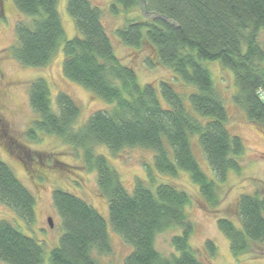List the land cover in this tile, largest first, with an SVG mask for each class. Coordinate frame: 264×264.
<instances>
[{
	"label": "trees",
	"instance_id": "obj_1",
	"mask_svg": "<svg viewBox=\"0 0 264 264\" xmlns=\"http://www.w3.org/2000/svg\"><path fill=\"white\" fill-rule=\"evenodd\" d=\"M10 1L20 15L33 18L31 27L16 24V45L9 49L12 58L26 68H44L61 48L63 77L114 105L93 113L74 131L78 106L64 93L56 95L54 106L47 82L36 79L28 90V104L37 120L27 138L37 139V131L81 149L84 168L95 172L97 191L106 200L112 231L131 248L124 264H203L190 246L194 226L186 213L187 193L171 182L156 183L150 170L148 186L137 179L128 193L95 150L105 147L111 156L124 149L150 150L157 175L173 179L187 173L204 202L215 209L217 185L225 184L229 173L240 174L245 146L230 134L224 101L202 63H218L233 73L237 88L233 104L264 131V0H108L115 16L138 12L115 30L118 41L134 52L149 51L144 64L164 67L172 74L173 81L146 85L139 84L133 67L115 56L100 7L88 0H67L66 11L77 35L66 40L58 0ZM3 20L0 5V23ZM178 81L189 90L195 116L186 109L187 93L182 97L173 87ZM0 136L4 137L1 131ZM193 136L215 182L204 175L192 153ZM54 167L67 171L60 161ZM51 203L62 235L49 254L50 264H99L96 256L111 253L106 223L90 205L59 188L53 189ZM237 204L238 227L218 220L235 257L264 242V198L241 196ZM0 205L26 225L34 222L35 198L1 160ZM167 232L173 233L171 253L164 255L157 250L156 239ZM204 247L208 255L215 254L212 242ZM44 260V249L35 239L0 221V263L43 264Z\"/></svg>",
	"mask_w": 264,
	"mask_h": 264
},
{
	"label": "rangeland",
	"instance_id": "obj_2",
	"mask_svg": "<svg viewBox=\"0 0 264 264\" xmlns=\"http://www.w3.org/2000/svg\"><path fill=\"white\" fill-rule=\"evenodd\" d=\"M102 9V23L108 33L114 54L124 65L134 68L140 85L158 84L159 81H173L172 74L164 67L156 65L149 68L144 64L151 54L149 51L134 52L125 48L117 39L115 30L138 15L137 11L113 15L110 12L111 2L108 0H88ZM67 0H58V13L65 32L66 40L76 37L74 24L66 11ZM4 20L0 23V71L4 76V85L0 93V112L6 127L4 137L0 136V160L13 172L20 183L35 198V219L30 225L19 220L9 209L0 205V221L9 222L27 237L35 239L44 249V263H49L50 252L58 247L62 235L61 221L51 203L53 189L59 188L70 193L90 205L104 219L111 245V253L96 256L99 264H124L131 248L115 234L110 225L106 200L97 191L95 172L84 168L81 149H74L53 136L42 135L35 131L34 141L26 136L32 129L37 116L28 104V90L36 79L47 82L50 98L55 106L58 93L69 96L78 106L80 115L74 131L82 127L88 118L97 111H109L114 105L95 97L83 87L67 81L62 75V50L57 51L52 61L44 68L33 69L19 65L12 57L9 49L16 45L15 26L18 22L31 27L33 18L20 15L10 0H1ZM211 73L215 87L220 92L228 114V130L232 136L239 137L245 154L241 158L240 174L229 173L225 184L217 185L219 203L215 209L207 205L199 194L187 173L180 172L176 178L157 175L153 165V152L142 149H124L116 156H111L105 147H98L95 155H102L108 165L120 177L128 193H132L137 179L148 182L149 170L153 172L156 183L171 182L178 190L184 191L190 198L186 208L189 220L194 226L190 238V246L196 257L203 264H264V242L254 244L239 256H233L229 241L218 228V220L225 219L237 227L241 224L237 203L241 196H258L264 198V131L248 121L244 113L236 107L232 98L237 92L234 75L230 70L221 69L218 63H202ZM179 83V84H178ZM174 89L183 98L187 111L195 116L187 87L178 81ZM163 106L166 103L160 98ZM192 153L204 175L215 182L213 173L199 146L198 138H190ZM11 145V146H10ZM31 159L28 161V159ZM56 161L66 166L67 171L54 167ZM150 184V183H149ZM148 186V185H146ZM155 188V187H154ZM153 188V191L155 190ZM213 210V211H212ZM52 221V227L48 224ZM175 235L180 234L177 229ZM173 233L167 232L156 239V248L164 255L171 253L170 238ZM210 241L216 250L213 256L208 255L205 243ZM173 252V251H172ZM3 264V263H0Z\"/></svg>",
	"mask_w": 264,
	"mask_h": 264
},
{
	"label": "flooded vegetation",
	"instance_id": "obj_3",
	"mask_svg": "<svg viewBox=\"0 0 264 264\" xmlns=\"http://www.w3.org/2000/svg\"><path fill=\"white\" fill-rule=\"evenodd\" d=\"M3 81H4V76L0 71V93H1V87L4 85ZM2 122H3V120H2V116H1V112H0V131L5 135L6 127H5V124Z\"/></svg>",
	"mask_w": 264,
	"mask_h": 264
},
{
	"label": "water",
	"instance_id": "obj_4",
	"mask_svg": "<svg viewBox=\"0 0 264 264\" xmlns=\"http://www.w3.org/2000/svg\"><path fill=\"white\" fill-rule=\"evenodd\" d=\"M48 224L52 227V221H51V219H48Z\"/></svg>",
	"mask_w": 264,
	"mask_h": 264
},
{
	"label": "built area",
	"instance_id": "obj_5",
	"mask_svg": "<svg viewBox=\"0 0 264 264\" xmlns=\"http://www.w3.org/2000/svg\"><path fill=\"white\" fill-rule=\"evenodd\" d=\"M261 98L264 100V92L261 93Z\"/></svg>",
	"mask_w": 264,
	"mask_h": 264
}]
</instances>
